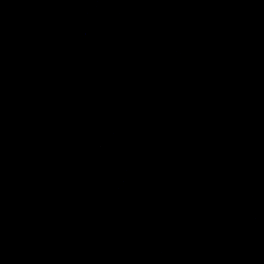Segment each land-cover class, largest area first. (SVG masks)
<instances>
[{"label":"water","instance_id":"1","mask_svg":"<svg viewBox=\"0 0 264 264\" xmlns=\"http://www.w3.org/2000/svg\"><path fill=\"white\" fill-rule=\"evenodd\" d=\"M72 0H0V264H57Z\"/></svg>","mask_w":264,"mask_h":264}]
</instances>
